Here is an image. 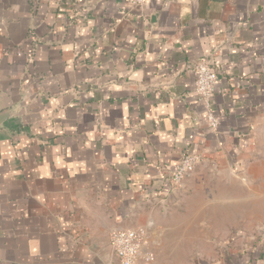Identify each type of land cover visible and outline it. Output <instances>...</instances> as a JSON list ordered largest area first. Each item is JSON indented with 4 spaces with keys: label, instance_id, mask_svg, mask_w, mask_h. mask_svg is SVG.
<instances>
[{
    "label": "crops",
    "instance_id": "obj_1",
    "mask_svg": "<svg viewBox=\"0 0 264 264\" xmlns=\"http://www.w3.org/2000/svg\"><path fill=\"white\" fill-rule=\"evenodd\" d=\"M204 59L213 130L191 72ZM185 153L264 200V0H0V264H117L116 230H180ZM227 232L184 258L148 241L138 264H264L263 239Z\"/></svg>",
    "mask_w": 264,
    "mask_h": 264
},
{
    "label": "rangeland",
    "instance_id": "obj_2",
    "mask_svg": "<svg viewBox=\"0 0 264 264\" xmlns=\"http://www.w3.org/2000/svg\"><path fill=\"white\" fill-rule=\"evenodd\" d=\"M194 172L178 188L172 206L178 213L168 219L174 223L183 219L180 230L169 231L164 218H156L146 232V242L152 244L155 256L166 260L175 245L183 247L177 250L181 258L188 253L193 256L216 251L218 243L229 238V228L264 240V200L254 185H241L237 177L225 171Z\"/></svg>",
    "mask_w": 264,
    "mask_h": 264
},
{
    "label": "built area",
    "instance_id": "obj_3",
    "mask_svg": "<svg viewBox=\"0 0 264 264\" xmlns=\"http://www.w3.org/2000/svg\"><path fill=\"white\" fill-rule=\"evenodd\" d=\"M129 6L144 4L146 0H125ZM194 74V93L198 100L206 108V122L210 129L218 127V118L210 109V100L217 83V74L212 68L210 61L201 60L191 68ZM198 162V157L193 153H185L172 169L169 185L178 188L185 178L193 171ZM146 231L139 227H127L116 230L111 235V248L117 259V264H138L141 257L146 263L151 262L153 257L144 251Z\"/></svg>",
    "mask_w": 264,
    "mask_h": 264
}]
</instances>
